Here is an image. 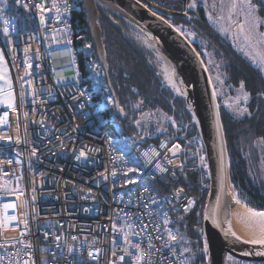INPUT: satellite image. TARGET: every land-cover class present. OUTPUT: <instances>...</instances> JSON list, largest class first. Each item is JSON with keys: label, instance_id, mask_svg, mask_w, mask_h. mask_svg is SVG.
<instances>
[{"label": "built area", "instance_id": "2783aa9c", "mask_svg": "<svg viewBox=\"0 0 264 264\" xmlns=\"http://www.w3.org/2000/svg\"><path fill=\"white\" fill-rule=\"evenodd\" d=\"M73 1L55 0L58 13L53 0H21L31 27L7 36L0 31V51L15 94V108L0 110V119L6 114L0 137L10 141L0 144V264H134L128 256L124 262L118 259L128 247L125 233L144 249L145 261L186 264L169 243L168 218L175 222L188 215L196 200L184 188L163 193L157 183L183 148L167 142L132 144L141 174L137 183L121 187L132 164L103 129L104 101L82 86L70 49L55 48L57 29H67L72 43ZM5 21L0 15V26ZM175 145L179 156L172 158ZM188 145L206 172L197 135ZM18 177L21 190L2 191ZM149 244L155 246L151 251Z\"/></svg>", "mask_w": 264, "mask_h": 264}, {"label": "trees", "instance_id": "16d2710c", "mask_svg": "<svg viewBox=\"0 0 264 264\" xmlns=\"http://www.w3.org/2000/svg\"><path fill=\"white\" fill-rule=\"evenodd\" d=\"M252 1L257 5L259 16L264 21V4H261L260 0ZM77 5L79 8L74 9L72 14V44L75 47L78 46V37L82 42L92 43L89 21L82 2L77 1ZM97 8L107 74L125 114V117L121 118L113 105L107 108L104 119L114 114L121 127V134L117 133L110 120L103 129L108 131L121 147L128 160L131 156L136 157L132 144L145 147L167 142L182 146L180 158L168 166V172L161 176L157 183L166 194L180 188L186 189L183 178L179 176L180 173L185 174L192 186L186 192L194 196L196 205L191 213L181 216L173 223L180 224L181 230L188 237L195 257L193 264H208L199 232L202 228L208 179L206 172L198 168L194 148L188 145L196 136V130L191 123L185 101L176 97L168 86L161 62L156 53L139 38V30L104 4L97 3ZM9 11L12 15L16 14L14 8ZM17 11L20 15H25L22 8L19 7ZM26 20V28L29 29L31 21L29 18ZM206 29L208 41L203 37L200 46L205 49L204 52L211 60L219 63L218 71L223 91L226 97L235 103V106L230 107L222 96L224 92L221 94L216 91L230 161L232 190L247 207L264 211V142L261 141V138H264V95H261L264 93V74L208 23ZM200 46L197 49L208 66ZM75 58L81 77L87 78L83 53ZM100 69L103 70L102 67ZM241 81L244 83L243 90L240 89ZM90 84L91 80H88L85 82L86 87L82 86L93 92ZM107 91L111 95L110 90ZM244 92L249 93L247 101L243 98ZM95 99L101 100L96 95ZM244 108H247L248 112L240 114ZM171 118L181 126L179 130L175 128Z\"/></svg>", "mask_w": 264, "mask_h": 264}, {"label": "water", "instance_id": "95a60500", "mask_svg": "<svg viewBox=\"0 0 264 264\" xmlns=\"http://www.w3.org/2000/svg\"><path fill=\"white\" fill-rule=\"evenodd\" d=\"M81 2L89 21L95 56L105 72H107V67L102 44V31L98 24L97 3L104 4L134 25L139 32L149 34V42L153 46L151 49L156 53L158 60L162 65L165 64L176 70L183 79L185 93H178L169 83L167 84L176 97L185 101L191 123L195 127L196 135L200 139L205 153L208 186L200 234L204 250L207 246L205 253L208 264H226L228 255L244 263H264V255L248 257L240 254L244 251L261 250L262 247L231 239L226 234V223L231 218V209L235 203L233 195L230 193L233 191L230 182V161L217 95L201 55L187 38L159 13L177 17L180 15L163 10L153 4L146 6L139 0H81ZM109 89L117 114L124 118V111H121L122 108L110 85ZM179 176L183 178L186 185L185 190L189 191L192 186L185 174L180 173Z\"/></svg>", "mask_w": 264, "mask_h": 264}, {"label": "rangeland", "instance_id": "374dc122", "mask_svg": "<svg viewBox=\"0 0 264 264\" xmlns=\"http://www.w3.org/2000/svg\"><path fill=\"white\" fill-rule=\"evenodd\" d=\"M77 1L78 0L73 1V9L79 8V6L77 5ZM152 2L158 5H166L170 7H175L177 5L176 0H152ZM195 2H197V4H200L203 8L209 25L220 35L229 39L235 49L239 51L248 61L252 63V60L249 58V55H246V53L250 54L251 56L257 57V60H259V56L257 54L264 55V35H262L264 34V21L259 16L258 9L256 12L249 14V9L245 3V0H196ZM9 3H12L13 5V7L11 8L16 9L15 17L10 13V11L6 9V6H8ZM0 9H6V13H8L10 17L13 16V21L16 23L18 21V17H21V19L24 20L23 28L26 29V19H28L29 16L26 13H24L25 15L22 14L21 16H19L20 13L17 11L19 9V4L17 3V0H0ZM2 16L6 19L7 14L6 16ZM254 24H257L258 26L254 28ZM241 25H243V31L241 30ZM1 29L3 36H7L8 34H4V27H1ZM54 35L57 39V42L55 44V48L57 50L70 49L71 54L74 57H77L78 54L83 53L88 77H81L80 82L83 86H85V82L91 80V89L93 93L104 101L105 110L107 108H110L113 105L112 96L105 89L104 84L100 79V64L98 62V59L95 57V49L93 47V44H90V42L87 41L82 42L81 38L78 37V46L75 47L74 44H72L71 42L69 43L67 29H57L56 31H54ZM138 36L147 46L150 47V49L151 47H153L152 44L149 42V34L139 32ZM188 37L191 38V35ZM246 37H250V39H246ZM204 56L207 59L206 61L209 67L206 66V68L210 75L214 90L215 92L217 91L218 93L222 94V92H224V88L222 87L221 77L219 76V63L211 60L209 55L206 54V52H204ZM254 65L260 69V67H258L256 64ZM262 72L264 74V71ZM222 96L225 98L227 104L230 107L235 106V103H233L232 100L226 97L225 92L222 94ZM13 108H15V104L12 107H0V110H9ZM109 120L112 124H114L117 133L121 134V127L116 122L114 114H112L109 118L103 120L102 125L106 124ZM171 121L176 129L179 130L181 128V126L178 125L172 118ZM90 126H92V124H90ZM9 143V140H4L0 137V144ZM15 154H17V156L19 155L18 152H15ZM129 160L131 164L133 163L132 171L130 174L125 176V184L121 185L122 188H126L128 185H130V183H137L138 178L141 174L140 160L137 157L133 156L129 157ZM21 183L22 178L18 177L10 184L1 189L4 192H14L17 190H21ZM233 193L239 200L237 194L235 192ZM239 204L246 206L241 201ZM168 219L170 222L169 226L171 227L167 230V237L170 245L178 249L182 253L186 264H193L195 257L189 246V241L186 233L181 230L180 224L173 223L171 218ZM169 232H171L172 235L176 237L175 240L169 238ZM226 264H242V262L228 255L226 258Z\"/></svg>", "mask_w": 264, "mask_h": 264}, {"label": "bare ground", "instance_id": "6f19581e", "mask_svg": "<svg viewBox=\"0 0 264 264\" xmlns=\"http://www.w3.org/2000/svg\"><path fill=\"white\" fill-rule=\"evenodd\" d=\"M148 38L150 37L148 36ZM162 70L167 81L169 80V78H171L172 82L175 83L177 87L181 89V93H185V85L181 75L176 70L171 69L165 64L162 65ZM172 148L170 150V155L172 154L171 155L172 158H177L179 156V153H177V157H176V150L175 152H173L174 149ZM230 193L233 195L235 206L231 209V218L226 223V234L231 239H237L246 244H250L256 247H262L261 250H256L253 252H247V251L241 252L240 254L242 256L250 257L253 255H264L261 254L264 253V244L252 243L253 240L264 239V218L260 216H253L252 213L248 211V209H252V208L237 203L236 195L232 191H230ZM254 211L264 212V211H256V210Z\"/></svg>", "mask_w": 264, "mask_h": 264}, {"label": "snow or ice", "instance_id": "6c2138e0", "mask_svg": "<svg viewBox=\"0 0 264 264\" xmlns=\"http://www.w3.org/2000/svg\"><path fill=\"white\" fill-rule=\"evenodd\" d=\"M21 0H17V3H20ZM245 3L249 9V14L251 13H254L257 11V5L255 3L252 2V0H245ZM260 3L261 4H264V0H260ZM37 9H41V10H44L43 9V5L42 4H35L34 5ZM195 2H193L192 4L189 5V7H195ZM23 7L25 8H28L29 7V4H23ZM53 7L55 8V10L59 13L60 12V9L58 7H56V4H55V0H53ZM153 15H155V13H153ZM40 20H41V23L43 24L44 23V16H41L40 17ZM5 24L8 23V21H5L4 22ZM258 25L257 24H254L253 27H257ZM241 27V30L243 31V25L240 26ZM179 31V29H177ZM4 34L7 35L8 34V29L5 28L4 29ZM264 35V34H262ZM246 39H250V37H246ZM71 41H69L70 43ZM246 55H249V58L252 60V63L253 64H256L258 67H260L261 71H264V55H260V54H257L259 56V60H257V57L255 56H251L250 54L246 53ZM3 57L2 55H0V60H2ZM169 84H171V86L176 90V92L180 93L181 92V89L179 87H177V85L175 83L172 82L171 78H169L168 80ZM240 89L243 90L244 89V83L243 81H241L240 83ZM261 95H264V93H262ZM249 97V93L247 92H244L243 93V98L245 101H247ZM9 107H12V104L11 102L9 101ZM121 111H123V109H121ZM248 112V109L247 108H244L240 114H243V113H246ZM250 115V113H249ZM6 120V114H5V118L4 119H0V123H4ZM137 124H139V121H137ZM218 131H219V128H218ZM261 141L264 142V138H261ZM84 153L81 152L80 153V156H83ZM146 157L148 156V153H145L144 154ZM80 157L78 156L77 159H79ZM201 160H203V157H201ZM150 162V160H149ZM157 167L159 168L160 166L157 165ZM162 171H164V169H161ZM131 171V169H130ZM113 175H115V173H113ZM237 203H240V201L237 199L236 200ZM194 203V201H190V205ZM9 207L8 205H5V208ZM248 211L250 213H252L253 216H260L262 218H264V212H255L253 209H248ZM6 220H14L15 217H6L5 218ZM165 223H167V221H165ZM2 226V225H0ZM115 227V226H114ZM146 228V226H144ZM158 230V229H157ZM132 235H139V233H132ZM129 234L128 233H125L124 234V241L125 243L128 245L127 248H123L122 249V252L124 253L123 255H120L118 257V259L121 261V262H124L125 261V256H128V257H131V260L134 262V264H152V261L151 259L149 258L147 261L144 260V249L141 248L140 244L139 243H133L131 240H129L128 238ZM159 238V237H157ZM169 238L172 239V240H175V236L172 235L171 232H169ZM252 243H258V244H264V239H260V240H253ZM167 246V245H165ZM129 248L131 249H135V252H131L129 251ZM148 248L149 250H153L155 248L154 245L152 244H149L148 245ZM155 251L159 252L160 250L159 249H155ZM207 251V246H205V252ZM261 254H264V253H261ZM90 256H92V253L90 252L89 253ZM112 255L113 256H116L117 253L116 251H113L112 252Z\"/></svg>", "mask_w": 264, "mask_h": 264}, {"label": "flooded vegetation", "instance_id": "af4514ba", "mask_svg": "<svg viewBox=\"0 0 264 264\" xmlns=\"http://www.w3.org/2000/svg\"><path fill=\"white\" fill-rule=\"evenodd\" d=\"M139 1H141L146 6H148L149 4H153V5L160 7L163 10L180 15L177 17V16H167V15H163L159 13V15H161L168 23H170L176 29H179V31L187 38V40L195 47L197 51H198L197 48L202 44L201 41L203 40L202 39L203 37L205 38L206 41H208L209 36H208V31L206 29V23H208V21L206 19L203 8L201 7L200 4H197V2H195L196 0H176L177 5L175 7H170L166 5H158L152 2V0H139ZM193 2H195L196 6L189 7V5L192 4ZM190 35H191V38L188 37ZM201 48H202V51L204 52L205 49L203 47ZM198 53L200 54L199 51ZM100 74H101L100 79L105 85L106 89L108 90L109 85H110L111 89L113 90L112 85L110 84V80H109L107 72L100 69Z\"/></svg>", "mask_w": 264, "mask_h": 264}, {"label": "crops", "instance_id": "0c3cea01", "mask_svg": "<svg viewBox=\"0 0 264 264\" xmlns=\"http://www.w3.org/2000/svg\"><path fill=\"white\" fill-rule=\"evenodd\" d=\"M11 7H13L12 3H9L8 6H6V9L9 11L11 9ZM6 9H0V14L1 15H5L7 14V17H6V21H8L7 24H3L2 26H0V31H1V34L3 35L2 33V29L1 27L4 29L7 28L8 29V34L10 32H18V31H24L26 29L23 28V25H24V20L21 19V17L19 18L18 16V21L17 23L13 21V16L15 17V15L11 16L6 13ZM21 16V15H19ZM0 55H2L3 59L0 60V107H9V101L11 102L12 106L15 104V94L12 90V77H11V74H10V70H9V66H8V63L3 55V53L0 51ZM178 148V146H174L172 149L173 152H175V150ZM176 148V149H175ZM179 149V148H178ZM177 149V151H179ZM179 153V152H178ZM175 162V161H173ZM173 164V163H172ZM139 179V178H138ZM243 264V263H242Z\"/></svg>", "mask_w": 264, "mask_h": 264}]
</instances>
